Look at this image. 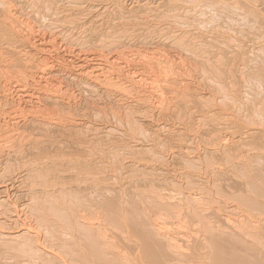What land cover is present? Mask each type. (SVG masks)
Returning <instances> with one entry per match:
<instances>
[{"label":"rangeland","instance_id":"1","mask_svg":"<svg viewBox=\"0 0 264 264\" xmlns=\"http://www.w3.org/2000/svg\"><path fill=\"white\" fill-rule=\"evenodd\" d=\"M0 4V264H63L58 257L67 250H58L52 230L76 242L84 231L78 219L99 225L115 243L108 249L125 251L129 264L147 262L143 217L150 230L161 228L163 241L179 239V249L201 238L204 223L223 224L226 233L232 224V234L243 236L248 207L241 198L264 201V0ZM116 206L129 209V217L121 211L126 220L115 216ZM40 213L57 227L49 229ZM73 214L79 218L71 224Z\"/></svg>","mask_w":264,"mask_h":264},{"label":"bare ground","instance_id":"2","mask_svg":"<svg viewBox=\"0 0 264 264\" xmlns=\"http://www.w3.org/2000/svg\"><path fill=\"white\" fill-rule=\"evenodd\" d=\"M3 3H4V1H3ZM7 4V3H6ZM0 5H2V4H0ZM5 5V4H4ZM3 7V6H2ZM5 7V6H4ZM6 8V7H5ZM3 9V8H2ZM233 12H234V9H233ZM236 15V14H235ZM232 17V16H231ZM231 17H229V18H231ZM234 17H236V16H234ZM241 19V18H240ZM96 68V67H95ZM95 70V69H94ZM91 71H93L92 69H91ZM91 73V72H90ZM96 73V72H95ZM92 75V74H91ZM93 75H94V73H93ZM95 76H96V74H95ZM94 76V77H95ZM98 76V75H97ZM100 76V75H99ZM96 78V77H95ZM99 78V77H98ZM30 171V170H29ZM26 173V172H25ZM28 176H29V174H28ZM28 176H26V177H28ZM32 185V184H31ZM247 184H245V186H246ZM254 187V186H253ZM31 188V187H30ZM241 188V187H240ZM247 188V187H246ZM252 188V187H251ZM251 188H250V191H251ZM10 189V188H9ZM204 189V188H203ZM4 190V189H3ZM249 190V189H248ZM248 190H246V191H248ZM253 190V189H252ZM43 191H44V189H43ZM43 191H42V193H43ZM46 191V190H45ZM44 191V192H45ZM33 192V191H32ZM37 192V191H36ZM47 193H48V191H46ZM249 192V191H248ZM258 192V191H257ZM242 193V192H241ZM244 193V192H243ZM260 193H261V195L262 196H264L263 194H264V192L262 191V190H260ZM260 193L258 192V194L260 195ZM7 194V193H6ZM9 194V193H8ZM34 194V193H33ZM31 195L32 197L31 198H35L36 200H37V198L34 196V195ZM44 194V193H43ZM46 194V193H45ZM44 194V195H45ZM240 194V193H239ZM238 194V195H239ZM256 194V193H255ZM37 195V194H36ZM47 195V196H46ZM45 196L46 197H49L48 195H50L49 193L48 194H46ZM251 195V194H250ZM254 195V194H253ZM5 196V195H4ZM185 196V195H184ZM242 196V195H241ZM240 196V197H241ZM246 196H247V194H246ZM245 196V197H246ZM23 197V196H22ZM226 197V196H225ZM236 197V196H235ZM245 197L244 198H241V200L240 201H242L243 203L245 202V205L248 207V210H247V213L244 211V210H240L241 212L242 211H244L243 213H245V214H247V215H245V216H247L246 217V219H248V222H245V226L244 227H246L247 225H246V223L248 224V226H247V228H242V226L240 227V224L239 223H241L240 221H239V226L237 227V225H236V227L237 228H242V230L244 231H242V230H240V229H238V230H240V232L242 231V233H244V234H242L243 236L242 237H240L241 235H239L238 237H236L237 235H235L234 234V232H233V234H232V232L230 231V228H232V226H234V225H230L231 227H229L228 226V228H229V231L231 232V233H229V231H228V233H226V231L224 230L226 227H223V224H221L220 226L222 227V229L225 231H223L222 232V230L220 231V226H219V229L218 228H216V227H214L213 225L211 226L210 224H212V223H210V224H207V223H204V226L205 227H203L202 229H203V237L201 236V238H197L196 236H191L192 237V239H194V237H195V240H192L193 242H194V245L193 246H195V249H198L199 250V252H198V250H197V252L195 253L194 251H196L195 249H194V247L192 246V241H190L189 240V238L187 239L188 240V243H191V244H186L185 245V242L183 243L184 245H185V247H190V245L192 246V249H194V251H192V252H190L192 249L191 248H189L190 249V251H189V249H188V252H190L189 254H185L186 253V250L184 251L183 250V252H182V250L181 249H185V247H183V248H181V249H179L180 247H179V244L177 243L178 242V240H177V242H176V238L174 237V236H171V237H174V238H171V242H170V240L169 239H167V238H165L166 240H164V241H169V242H165V246L163 245L164 243H162V242H164L163 241V238L162 237H164V235L162 236V237H160V238H162L161 240H160V238H159V236H161V234H159L158 232L160 231V229L161 228H154V226H152V229L150 230L148 227H146L144 224H146L145 222H147L148 221V223L147 224H149V220H147L148 219V217H147V219H145L143 216H144V214H141V217H143L145 220H147V221H144V219L143 218H140V209H138L139 210V213H137V214H135V216H139V223H142V221L141 220H143V224H140L141 225V228H139V232L141 233V235H139L138 234V232H137V235H139V237L140 238H142L141 240L143 241H140V246H141V249H142V252H140V253H143L145 256H146V258H143L144 259V261L146 260L147 262L146 263H143V264H200L198 261H204L205 259H206V261H207V259H208V262H206V264H235V262H236V264H264V201H261L260 199V201L259 200H257L256 198L254 199V198H252L253 200H250L249 199V196H247V199H245ZM256 197V196H255ZM258 197V196H257ZM261 197V196H260ZM33 198V199H34ZM172 198V197H171ZM183 198V197H182ZM187 198H189V197H187L186 196V199ZM32 200V201H35V206H37V205H40V203L38 202V201H36V200ZM101 200H102V198H100ZM132 199V203H133V198L131 197L130 198V200ZM227 199V198H226ZM239 198L237 197V200H238ZM263 199H264V197H263ZM2 200V199H1ZM30 201H31V199H29ZM28 200V201H29ZM127 200H129V199H127ZM129 200V201H130ZM166 200H168V198H166ZM170 200H172V199H170ZM184 200V199H183ZM189 200H191L190 198H189ZM19 201V200H18ZM29 201V202H30ZM128 201V202H129ZM2 202V201H1ZM36 202H38V204L36 205ZM101 202H103V201H101ZM131 202V201H130ZM165 202H167V201H165ZM171 202V201H170ZM173 202V201H172ZM175 202V201H174ZM173 202V203H174ZM187 202V201H186ZM185 202V203H186ZM190 202H192V200L190 201ZM193 202H195V200L193 201ZM224 202H226V201H224ZM232 202V201H231ZM28 203V202H27ZM26 203V206L28 207V205H31L30 203L29 204H27ZM123 203H125V202H123ZM175 203H177V202H175ZM175 203L173 204V205H175ZM181 203V202H180ZM228 203V202H227ZM239 203V202H238ZM237 203V204H238ZM15 204V203H14ZM105 204V203H104ZM121 204V203H120ZM127 204H129V203H127ZM167 204V203H166ZM165 204V205H166ZM190 204V203H189ZM192 204V203H191ZM219 204V203H218ZM222 204H224V203H222ZM235 204V203H234ZM236 204V205H237ZM51 205H54V204H51ZM51 205H50V209H52L51 208ZM106 205H107V203H106ZM122 205V204H121ZM121 205H119V206H121ZM177 205V204H176ZM187 205V204H186ZM193 205V204H192ZM195 205V204H194ZM230 205V204H229ZM242 205V204H241ZM240 205V206H241ZM2 206H4V205H2ZM35 206H30V207H32V209L35 207ZM42 206V205H41ZM124 206H127L126 205V203H125V205ZM167 206H169V204L167 205ZM198 206V205H197ZM219 206V205H218ZM224 206H225V204H224ZM7 207V206H6ZM5 207V208H6ZM15 207H17V206H15ZM26 207V209H28ZM38 207V206H37ZM58 206L56 205V208H57ZM114 207V206H113ZM113 207L111 208V210L113 209ZM118 206H116V208H117ZM128 207V206H127ZM130 207H132V204L130 205ZM130 207H128V208H130ZM169 207H172L171 206V203H170V206ZM168 207V208H169ZM179 207V206H178ZM193 207V206H192ZM209 207V206H208ZM220 207V206H219ZM221 207H222V209L224 208L223 207V205H221ZM227 207V206H226ZM234 207V206H233ZM244 207V206H243ZM11 208V207H10ZM40 208V207H39ZM38 208V209H39ZM56 208H53V209H55L56 211H54V213L53 214H55L56 213V215H58V211H59V215H60V210L61 211H64L62 208L61 209H59V210H57ZM107 208H109V203H108V205H107ZM109 208V209H110ZM127 208V209H128ZM133 208V207H132ZM138 208H141V207H138ZM174 208V207H173ZM215 208V207H214ZM218 208V207H217ZM231 208V207H230ZM246 208V207H245ZM8 209V208H7ZM21 209V208H20ZM30 209L31 208H29V211H30ZM31 209V211H34V209L32 210ZM35 209H37V208H35ZM37 209V210H38ZM69 210V211H71V209H69V208H66V210ZM82 209H84L83 207H82ZM82 209H81V211H82ZM108 209V210H109ZM115 209V208H114ZM118 209V208H117ZM120 209H121V207H120ZM124 209V208H123ZM126 209V208H125ZM124 209V210H125ZM194 209V208H193ZM195 209H198V208H195ZM204 209V208H203ZM213 209V208H212ZM220 209V208H219ZM226 209V208H225ZM234 209V208H233ZM6 210V209H5ZM9 210V209H8ZM15 210H17V209H15ZM116 210V209H115ZM130 210H132L131 211V213L133 212V209H130ZM142 210H144V208L142 209ZM172 210V209H171ZM191 210H192V208H191ZM208 211H209V209H207ZM217 210V209H216ZM238 210V209H237ZM252 210V211H251ZM10 211V210H9ZM13 211V210H12ZM24 211V210H23ZM50 211V210H49ZM114 211V210H113ZM121 211H122V209H121ZM119 209L116 211V212H118V214L115 212V214L114 213H112V211H109L108 213H110L111 212V214H114L116 217L117 216H119V213H120V216L119 217H121V218H124V220H126L127 219V217H129L128 215L130 214H128V212H130L129 211V209L128 210H125V211H122V212H127L126 213V215H127V217L125 218L124 216L122 217L121 215V212ZM135 211H137V210H135ZM199 211V210H198ZM200 211H202V210H200ZM205 211V210H204ZM219 211H221V210H219ZM253 211H256V212H253ZM5 212V211H4ZM8 212V211H7ZM39 212H41L40 210H39ZM39 212H37V214L39 213ZM50 212H53V211H50ZM65 212V211H64ZM64 212H62L61 213V215L64 213ZM68 212V211H67ZM72 212V211H71ZM70 212V213H71ZM74 212V211H73ZM76 212V211H75ZM74 212V213H75ZM192 212V211H191ZM211 212V211H210ZM213 212V211H212ZM235 212V211H234ZM236 212H238V211H236ZM22 213V212H21ZM30 213L31 212H29V213H25L26 215L27 214H29L30 215ZM70 213H69V215H70ZM79 213H82V212H79L78 211V213L77 214H79ZM84 213V212H83ZM82 213V214H83ZM195 213H197L198 214V212H195ZM194 213V214H195ZM233 213V212H232ZM243 213H242V216H244L243 215ZM5 214V213H4ZM11 214V213H10ZM48 214V213H47ZM47 214H46V217H47ZM50 214V213H49ZM48 214V215H49ZM52 214V213H51ZM52 214V215H53ZM65 214V213H64ZM72 214V213H71ZM76 214V215H77ZM80 214L79 215V217H85L86 218V215L85 214ZM111 214H108V216L110 217V219L112 220V218H113V220L115 219V220H117L116 219V217H113L114 215H111ZM125 214V213H124ZM139 214V215H138ZM197 214H196V216H197ZM199 214H202V213H199ZM198 214V215H199ZM215 214H216V212H215ZM219 214V213H218ZM237 214V213H236ZM240 214V213H239ZM263 214V215H262ZM29 215H28V219L27 220H29L30 219V217H29ZM31 215H33V214H31ZM30 215V216H31ZM40 215H41V213L39 214V217H40ZM52 215H50V216H52ZM66 216L68 215V214H65ZM64 215V216H65ZM131 215H133V214H131ZM143 215V216H142ZM203 215V214H202ZM6 216V215H5ZM11 216V215H10ZM41 216H43V215H41ZM44 216H45V214H44ZM40 217V221L42 222V219H44L45 218V221H46V217ZM64 217L65 219H67V221H69V218H71L70 219V223L71 224H73L72 223V220H74L75 218H76V216L74 217V214H73V216L71 217H69V218H67V217ZM194 217H195V215H193ZM210 216V215H209ZM218 216V215H217ZM223 216V215H222ZM244 216V217H245ZM19 217V216H18ZM53 217H56V216H53ZM60 217V216H59ZM58 216L56 217V218H58L59 220L61 219V218H59ZM78 217V218H79ZM193 217V218H194ZM200 217L203 219V220H205L201 215H200ZM219 217H221V216H219ZM244 217H242V219L244 220ZM8 218V217H7ZM13 218H14V216H13ZM26 219L27 217H22V219ZM32 218V217H31ZM51 219H52V217H50ZM55 218V219H56ZM63 218V219H64ZM74 218V219H73ZM77 218V219H78ZM81 218V219H82ZM84 218V219H85ZM118 218V217H117ZM133 217L131 216L129 219H132ZM195 218H197V217H195ZM201 218H199V219H201ZM207 218H209V217H207ZM216 218V217H215ZM9 219V218H8ZM14 219H16V218H14ZM20 219V218H19ZM24 219V220H25ZM33 219V218H32ZM31 219V220H32ZM39 219V218H38ZM47 219H49V218H47ZM51 219H49L48 221H50ZM62 219V220H63ZM77 219H75L74 221H76ZM87 219V218H86ZM85 219V220H86ZM150 219V218H149ZM187 219H189V218H187ZM191 219V218H190ZM201 219V220H202ZM219 219V218H218ZM241 219V218H240ZM246 219L244 220V221H246ZM27 220H25L24 222H26ZM30 220V221H31ZM37 220V219H36ZM61 220V221H62ZM133 220V219H132ZM135 220H137V218L135 217ZM184 220H185V218H184ZM213 220V219H212ZM212 220H208V221H206V222H208L209 223V221L211 222ZM15 221V220H14ZM17 221L18 220H16V224H17ZM40 221H39V223H40ZM48 221H46V222H48ZM52 221V220H51ZM50 221V222H51ZM54 221H56V220H54ZM54 221L52 222V223H50V222H48V224H49V226H50V228L49 229H55L57 226H55V225H50V224H53L54 223ZM58 221V220H57ZM56 221V222H57ZM73 221V222H74ZM78 222H74L75 223V225L76 226H78V228H80V230L82 229V230H84L85 231V233H80L79 232V235H77L76 234V238H77V236H78V238L77 239H75L76 240V242L74 241V240H69L68 238H72L73 236H71V237H69L70 236V233H69V236H67L66 235V237H68L67 239H66V237H65V239L66 240H60L61 239V237L63 236V234L65 235V230L63 231V233H62V236H61V234H60V237H59V234L57 233V229L58 228H56V231L55 230H52V231H54V232H56V234L58 235V237H57V235L56 234H54L52 231H50V230H48L47 229V226H48V224H47V226L45 227V223H44V221L42 222V223H44L43 224V226H42V228H44L45 227V229H47L48 231H49V233L50 232H52L51 234H49L48 232V234L46 233V231L47 230H44V229H41L42 230V232H43V230L45 231V233L49 236V237H51L52 239H53V237L52 236H50V235H53V236H55L54 238H59V240L57 241L56 240V245H57V248H58V250L59 251H61V250H67V257L66 258H60V257H58L59 259H61L62 261V263L63 264H122V262L121 261H124L123 262V264H125V262L126 263H128V261H127V259L128 258H130V257H127L126 258V260L124 259V260H122L123 258H125L126 256H128L127 254L125 255V251H121V253H120V251L114 246H112L113 248H116L115 250L116 251H112V250H110V249H113L112 247H110V249H108V246L107 245H110L109 244V242H113V241H111V240H108V238L106 239L105 238V231H101V227H99V225L98 224H95V225H98V226H96V227H94V224L93 223H95V222H93V223H91V224H89V223H86L85 221H82V220H80L79 221V219L77 220ZM87 221V220H86ZM141 221V222H140ZM180 221H181V219H180ZM179 221V222H180ZM192 221V220H191ZM195 221V220H194ZM197 221H199L198 220V218H197V220H196V222ZM217 221V220H216ZM225 221H226V217H225ZM242 221V220H241ZM19 222V221H18ZM24 222H23V224H24ZM65 224H67V223H69V222H67L66 223V221L64 220L63 221ZM135 222L136 221H134V224H135ZM154 222V221H153ZM188 222V221H187ZM186 222V224L188 225H190V223H187ZM201 222V221H200ZM202 222H204V221H202ZM213 222V221H212ZM224 222V221H223ZM227 223H228V221H226ZM0 223H2V222H0ZM30 223V222H29ZM34 223V222H33ZM70 223H69V225H70ZM99 223V222H98ZM137 223V222H136ZM182 223V222H181ZM180 223V225H182ZM192 223V222H191ZM199 223V222H198ZM217 223V222H216ZM230 223V222H229ZM229 223L228 224H226V225H224V226H227V225H229ZM14 224H15V222H14ZM20 224V223H19ZM32 224V223H31ZM31 224H30V226H31ZM36 224H37V222H36ZM54 224H56V223H54ZM61 224H62V222H61ZM60 224V225H61ZM155 224V223H154ZM160 224V223H159ZM179 224V223H178ZM177 224V227H179V225ZM183 224H184V222H183ZM185 224V225H186ZM192 224H194V222L192 223ZM191 224V225H192ZM195 224H197V223H195ZM202 224V223H201ZM214 224V223H213ZM218 224H220V223H217L216 225H218ZM242 224V223H241ZM12 225H13V223H12ZM35 225V224H34ZM40 226H38V225H36V226H38L39 227V231H40V227H41V223L39 224ZM59 225V226H60ZM136 225V224H135ZM134 225V226H135ZM151 225H153L152 223H151ZM151 225H149V227L151 226ZM161 225V224H160ZM159 225V226H160ZM186 225V226H187ZM198 225V224H197ZM243 225V224H242ZM15 226V225H14ZM25 226V225H24ZM27 226V225H26ZM29 225H28V227H26V228H29L30 227ZM36 226H34V227H36ZM52 226H55V227H53V228H51ZM76 226H74L73 227V225H72V227L73 228H71V230L73 229L74 230V228L76 227ZM101 226V225H100ZM156 226V225H155ZM159 226H157V227H159ZM193 226V225H192ZM192 226H189V227H192ZM195 226V225H194ZM192 227V228H194V231L196 230L195 228L196 227ZM199 226V225H198ZM203 226V225H202ZM23 227V226H22ZM34 227H33V229H34ZM61 227V226H60ZM67 227V225L66 226H64V228H66ZM137 227V226H136ZM136 227H132V231H134L135 233H136V231L135 230H133L134 228L136 229ZM163 227V226H162ZM165 227V226H164ZM176 227V228H177ZM182 227V226H181ZM181 227H179L178 229H181ZM188 227V226H187ZM187 227H185L186 229H187ZM31 228V229H30ZM29 229V231H31L32 230V226L30 227ZM62 228H63V226H62ZM69 228H70V226H69ZM146 228H148V229H146ZM166 228V227H165ZM164 228V229H165ZM175 228V229H176ZM183 228H184V226H183ZM191 228V229H192ZM200 228V227H199ZM233 228H235V227H233ZM232 228V229H233ZM8 229V228H7ZM13 229V228H12ZM75 229H77V228H75ZM138 229V228H137ZM159 230V231H156V230ZM178 229H176L177 231H181V230H183V229H181V230H178ZM186 229H184V231H186V233L189 231V229H188V231L186 230ZM191 229H190V231H191ZM201 229V228H200ZM3 230V229H2ZM24 230H26V229H24ZM35 230H36V228H35ZM38 230V229H37ZM36 230V231H37ZM70 230V229H69ZM68 231V229H67V231L68 232H71L72 233V231ZM79 230V231H80ZM103 230V229H102ZM166 230V229H165ZM165 230H163L164 232H166ZM198 230V229H197ZM226 230H227V228H226ZM237 230V229H236ZM0 231H1V229H0ZM7 231V230H6ZM6 231H4L5 233H6ZM167 231H169V230H167ZM177 231H174V232H176V233H178ZM189 231V232H190ZM199 231V230H198ZM201 231V230H200ZM233 231H235V230H233ZM3 232V233H4ZM22 232V231H21ZM24 232V231H23ZM67 232V233H68ZM76 232L78 233V231L76 230ZM105 232V233H104ZM182 232V231H181ZM193 232V231H192ZM2 233V232H1ZM1 233H0V238H2V236H4V235H1ZM15 233H16V231H15ZM14 233V235H15V237H17V235L18 234H15ZM28 233L29 232H27V234L26 235H28ZM32 233V232H31ZM36 234H37V232H35ZM39 233V232H38ZM66 233V234H67ZM75 233V230H74V232H73V234ZM134 233V234H135ZM163 233V232H162ZM168 233V232H167ZM185 233V234H186ZM191 233V232H190ZM190 233L188 234V235H190ZM196 233H197V235H198V232L196 231ZM200 233V232H199ZM202 233V232H201ZM200 233V234H201ZM237 233V232H236ZM12 234L13 233H11V235L8 233V235L9 236H7L6 234H5V236H7L5 239H6V241L8 240V238L10 237V236H12ZM23 235V236H26V235ZM40 234V233H39ZM82 234V235H81ZM83 234H84V236H83ZM165 234V233H164ZM171 234H172V231H171ZM175 234V233H174ZM174 234H172V235H174ZM193 234H195V233H193ZM231 234H232V236H231ZM238 234H240V233H238ZM21 235V237H22V233L20 234ZM20 235H18V237L20 236ZM29 235H30V233H29ZM46 235V236H47ZM176 235H178V234H176ZM175 235V236H176ZM181 235H183V234H181ZM196 235V234H195ZM31 236H33V235H31ZM31 236H27V237H31ZM35 236V235H34ZM39 236V235H38ZM74 236H75V234H74ZM82 236V237H81ZM166 236V235H165ZM180 236V235H179ZM185 236V235H184ZM184 236L181 238V240H183V238H184ZM45 237V236H44ZM107 237V236H106ZM109 237V236H108ZM177 237V236H176ZM190 237V238H191ZM3 238V239H4ZM13 238V237H12ZM33 238V237H32ZM34 238H36L37 239V237H34ZM47 238V237H46ZM56 238V239H57ZM170 238V237H169ZM248 238V239H247ZM2 239V240H3ZM5 239H4V242H5ZM11 239V238H10ZM9 239V240H10ZM27 238H25V240H26ZM29 239H31V238H29ZM29 239H27V240H29ZM35 239V240H36ZM63 239V238H62ZM73 239V238H72ZM110 239V238H109ZM1 240V239H0ZM12 240V239H11ZM27 240H26V242H27ZM32 240V239H31ZM34 240V239H33ZM33 240H32V242H33ZM34 240V241H35ZM77 240H79V241H77ZM185 240V239H184ZM139 241V240H138ZM190 241V242H189ZM1 242H3V241H1ZM25 242V243H26ZM29 242H31V241H29ZM28 242V244L30 245V243ZM31 242V243H32ZM180 242V241H179ZM183 242V241H182ZM182 242L180 243L181 245H182ZM34 243V242H33ZM32 243V248H33V244ZM37 243H38V240H37ZM137 243V242H136ZM135 243V244H136ZM45 244V243H44ZM107 244V245H106ZM113 244V243H112ZM115 244V243H114ZM113 244V245H114ZM231 244V245H230ZM29 245H25V246H28V249H31V247L29 248ZM39 245V244H38ZM43 245V244H42ZM46 245H47V243H46ZM230 245V246H229ZM35 246V248H36V244L34 245ZM136 246V245H135ZM39 247V246H38ZM152 247V248H151ZM230 247V248H229ZM25 248H26V251H28V249H27V247H24V250H25ZM139 248V247H138ZM40 249H43V248H41L40 247ZM187 249V248H186ZM23 250V251H24ZM36 250V249H35ZM114 250V249H113ZM136 250H137V247H136ZM31 251H33V250H31ZM140 251V250H139ZM28 252H30V251H28ZM52 255H54V256H56L55 254H53V253H51ZM136 254V253H135ZM142 255L140 254V257H141ZM227 256H229V257H227ZM234 257V258H232V257ZM140 257H138V258H140ZM200 257H202V258H204V260L203 259H201ZM137 258V259H138ZM212 259V260H211ZM59 261V260H58ZM130 261V260H129ZM60 262V263H61ZM141 262V261H140ZM204 263H205V261H204ZM129 264V263H128ZM203 264V263H202Z\"/></svg>","mask_w":264,"mask_h":264}]
</instances>
